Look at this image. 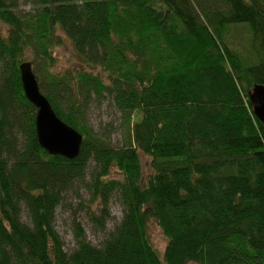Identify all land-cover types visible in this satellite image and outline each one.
<instances>
[{"label":"trees","instance_id":"trees-1","mask_svg":"<svg viewBox=\"0 0 264 264\" xmlns=\"http://www.w3.org/2000/svg\"><path fill=\"white\" fill-rule=\"evenodd\" d=\"M20 1L0 0V264H264V123L250 101L264 86V0H24L25 13ZM62 34L85 69L54 70ZM25 62L84 136L75 160L40 146ZM108 97L128 127L121 147L88 125ZM80 182L99 232L114 194L123 217L100 247L74 224L68 254L56 215Z\"/></svg>","mask_w":264,"mask_h":264},{"label":"rangeland","instance_id":"rangeland-1","mask_svg":"<svg viewBox=\"0 0 264 264\" xmlns=\"http://www.w3.org/2000/svg\"><path fill=\"white\" fill-rule=\"evenodd\" d=\"M32 10L24 0L20 1L19 11L21 13ZM9 28L0 21V33L8 35ZM63 35V34H62ZM64 43L56 50V72L64 73L66 70L85 69L79 56L77 55L73 43L63 35ZM87 121L90 128L99 136L111 142L115 147H121L127 137L128 127L124 121L113 100L108 97L102 103H93L90 106ZM140 157L143 165V174L146 177L151 173V158L140 151ZM93 165L88 169L86 181L90 180L93 172ZM85 181V182H86ZM92 194L89 192L83 182L76 186L66 195L63 205L57 209L55 229L58 232L64 246V250L70 254L76 247L75 225L80 224L84 230L88 241L94 246L100 247L106 239L105 235L112 232L115 226L122 220L123 206L117 194H114L110 201L111 220L106 226V233H101L91 222V211L96 208V204L91 203ZM92 206V208H91ZM23 221L28 223L29 219L26 213H23ZM148 233L159 257L164 258L165 250L168 244V238L164 235L162 229L151 219L148 224Z\"/></svg>","mask_w":264,"mask_h":264},{"label":"water","instance_id":"water-1","mask_svg":"<svg viewBox=\"0 0 264 264\" xmlns=\"http://www.w3.org/2000/svg\"><path fill=\"white\" fill-rule=\"evenodd\" d=\"M21 81L27 100L37 109L36 133L40 146L51 156L75 160L81 153L84 136L62 121L42 94L33 65L20 66ZM256 116L264 123V86L258 85L250 93Z\"/></svg>","mask_w":264,"mask_h":264},{"label":"bare ground","instance_id":"bare-ground-1","mask_svg":"<svg viewBox=\"0 0 264 264\" xmlns=\"http://www.w3.org/2000/svg\"><path fill=\"white\" fill-rule=\"evenodd\" d=\"M80 133V132H79ZM81 134V133H80Z\"/></svg>","mask_w":264,"mask_h":264}]
</instances>
